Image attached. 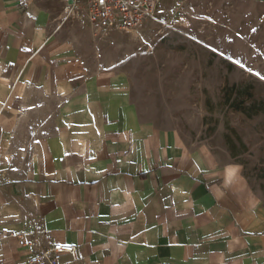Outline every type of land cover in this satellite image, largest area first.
I'll list each match as a JSON object with an SVG mask.
<instances>
[{
	"label": "crops",
	"instance_id": "obj_1",
	"mask_svg": "<svg viewBox=\"0 0 264 264\" xmlns=\"http://www.w3.org/2000/svg\"><path fill=\"white\" fill-rule=\"evenodd\" d=\"M97 36L86 0H0V264H264V193L89 71Z\"/></svg>",
	"mask_w": 264,
	"mask_h": 264
},
{
	"label": "rangeland",
	"instance_id": "obj_2",
	"mask_svg": "<svg viewBox=\"0 0 264 264\" xmlns=\"http://www.w3.org/2000/svg\"><path fill=\"white\" fill-rule=\"evenodd\" d=\"M97 38L89 71L114 66L144 119L240 164L264 193L263 0H159L136 31Z\"/></svg>",
	"mask_w": 264,
	"mask_h": 264
},
{
	"label": "built area",
	"instance_id": "obj_3",
	"mask_svg": "<svg viewBox=\"0 0 264 264\" xmlns=\"http://www.w3.org/2000/svg\"><path fill=\"white\" fill-rule=\"evenodd\" d=\"M90 21L97 35L107 34L109 30L119 29L134 32L154 15L159 0H86ZM19 244L34 247L36 240H28L18 234ZM64 254L76 258L77 249L72 244L54 243L50 248L36 249L35 254L26 262L16 264H73L61 262Z\"/></svg>",
	"mask_w": 264,
	"mask_h": 264
},
{
	"label": "snow or ice",
	"instance_id": "obj_4",
	"mask_svg": "<svg viewBox=\"0 0 264 264\" xmlns=\"http://www.w3.org/2000/svg\"><path fill=\"white\" fill-rule=\"evenodd\" d=\"M253 31H255V29H253ZM236 64H237V65H240V64H241V61H240V60H236ZM256 75H258V76H259V75H260V73H256ZM234 171H235L234 169H233V170H231V172H230V175H231V173H234Z\"/></svg>",
	"mask_w": 264,
	"mask_h": 264
},
{
	"label": "clouds",
	"instance_id": "obj_5",
	"mask_svg": "<svg viewBox=\"0 0 264 264\" xmlns=\"http://www.w3.org/2000/svg\"><path fill=\"white\" fill-rule=\"evenodd\" d=\"M235 170H239V166H233Z\"/></svg>",
	"mask_w": 264,
	"mask_h": 264
}]
</instances>
